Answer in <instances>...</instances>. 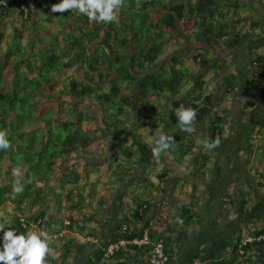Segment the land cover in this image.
Wrapping results in <instances>:
<instances>
[{
    "label": "trees",
    "instance_id": "1",
    "mask_svg": "<svg viewBox=\"0 0 264 264\" xmlns=\"http://www.w3.org/2000/svg\"><path fill=\"white\" fill-rule=\"evenodd\" d=\"M55 1L7 0V5L0 4V24L11 17L13 26L10 28L14 29L6 43L7 50H0V130L7 131L11 142V148L0 151V207L11 203L26 222V226L21 220L2 226V218L0 226L5 230L15 228L19 233L32 231V225L37 224L36 231H47L51 237L47 264H74L76 243L83 240L80 236L96 235L100 240L99 234L109 225L100 214L102 208L94 207L90 212L82 208L90 183L88 169H96V173L100 170L89 165L83 184L84 178L77 169L80 162L68 167L67 160L75 155L95 160L104 154L107 146L112 151L106 161L107 173L113 169L118 173L117 178L123 180L135 166L152 163L156 158L152 153L154 140L161 133L172 135L176 143L159 157L168 152L174 160L182 162L193 154L199 140L196 132L215 109L213 96L205 92L204 70L216 68L217 61L201 51H176L166 62L160 63L161 59L165 58L168 46L186 48L193 39L223 49V45L230 46L240 38L236 29L240 19L232 25L225 22L228 13L224 7L229 6V0H123L115 22L96 23L85 15L71 14V10L52 13ZM45 4L50 7V16L41 15ZM59 20L61 28L57 33L52 24ZM69 24L73 25L70 30L67 29ZM26 36L32 44L28 54L37 51V59L30 55L23 57L27 54H22L21 42ZM5 39L6 34L0 31V44L3 45ZM39 41L43 49L36 47ZM185 55L190 62L199 64V72L193 70L192 64L182 62ZM252 64L255 81L264 94V55L257 56ZM75 66L79 67L78 74L74 72L75 75L58 81L59 73ZM59 82L66 86L58 87ZM234 87L232 78L227 91ZM70 97L95 100L101 108V119L93 111H87L81 102L70 101ZM161 97L167 107L157 115L156 106ZM181 105L196 110L191 133L177 129L175 111ZM143 111L148 117L143 118ZM44 121L45 127L26 131L28 123ZM223 121L224 113L220 112L209 125L208 141L219 140ZM147 125L151 128V144L147 142ZM55 127L58 130L55 131ZM220 144L219 141L217 147ZM211 150L205 149L201 154L203 170L210 162L208 152ZM19 151L24 156L17 160ZM5 161L9 166H5ZM13 170H19L20 175L9 176ZM104 173H100L97 180L100 181ZM53 174H59L60 190L47 183ZM164 174L166 172L159 175L161 179ZM17 179L24 185L22 192L13 191ZM29 179L31 183L27 182ZM92 185L96 182L92 181ZM51 197L57 220L47 223ZM143 204L140 203V207ZM133 216L146 221L144 215L135 213ZM126 219L128 216L124 214L120 230L106 247L120 239L141 237L150 221L147 219L142 228L130 231L123 225ZM66 220L70 223L66 224ZM192 220L191 209L183 207L181 225L187 226ZM261 221L264 222V198H258L244 215L248 225ZM154 229L155 224L149 232L157 239ZM260 233H264L263 228L256 231V235ZM244 240L239 238L222 257L211 255L202 259L198 254H190L184 264H254L250 251L264 241L244 245ZM105 248L90 254L80 264H151L149 258L138 263L128 258L133 251L142 250L138 245L127 244L109 258L105 256ZM166 248L171 261L167 244Z\"/></svg>",
    "mask_w": 264,
    "mask_h": 264
},
{
    "label": "crops",
    "instance_id": "2",
    "mask_svg": "<svg viewBox=\"0 0 264 264\" xmlns=\"http://www.w3.org/2000/svg\"><path fill=\"white\" fill-rule=\"evenodd\" d=\"M224 11L228 13L225 22L231 24L240 19L236 24L240 33L237 42L223 45L224 49L196 39L187 43L189 49L199 44L198 50L192 51H201L218 64L216 68L204 70L207 81L205 92L213 96L215 109L205 117L196 132L199 137L196 151L182 162L165 152L164 156L155 158L149 165L135 166L129 175H124L123 180L117 178L118 173H114L113 169L107 173V162L95 164L100 173L105 172L100 181L97 180L100 173H96V169H88L91 172L87 178L90 183L84 193L86 201L82 208L87 212L94 207L102 208L100 214L104 215H101L103 221H107L109 226L99 234L98 242L76 243L74 264H80L90 254L104 249L120 230L124 214L128 220L123 225L128 226L130 231L142 228L148 220H154L155 236L163 237L171 252L170 264H184L190 254H198L202 259L211 255L222 257L239 238L246 239L256 235L257 230L264 229L263 221L255 225L244 222L246 211L258 198H264V94L255 81L252 64L257 56L264 55V1L229 0V6L224 7ZM182 62L192 64L194 71L201 70L198 63L188 60V55L182 58ZM232 78L235 87L227 91ZM164 109L165 105L160 103L157 115ZM220 112L224 113L219 137L221 144L208 152L211 159L203 170V144L209 140L210 123ZM145 130L151 135L148 125ZM92 161L94 159L86 156L80 161L84 164L81 173L83 184L86 182L87 167L93 165ZM164 172L166 175L162 176V180L159 175ZM92 181L96 185L93 186ZM52 186L60 190L53 183ZM140 203L145 205L140 207ZM48 204L47 223H51L57 220L52 197ZM183 207L191 209L193 214V220L187 226H182L180 222ZM135 213L144 215L146 221L134 218ZM141 249L133 251L128 258L134 263L148 259L149 247ZM250 256L254 264H264V243L256 244Z\"/></svg>",
    "mask_w": 264,
    "mask_h": 264
},
{
    "label": "clouds",
    "instance_id": "3",
    "mask_svg": "<svg viewBox=\"0 0 264 264\" xmlns=\"http://www.w3.org/2000/svg\"><path fill=\"white\" fill-rule=\"evenodd\" d=\"M123 5V0H60L52 6V13H64L71 10V14L85 15L89 21L96 23H111L117 19V11ZM177 118V129L186 133L193 131V122L196 119V110L191 107L181 105L175 111ZM174 143L172 135L161 133L154 140L152 148L153 156L159 158L160 154L168 150ZM219 140L205 141L203 147L206 150L214 149L218 146ZM11 148L6 130H0V151ZM15 175L19 176V170ZM31 183L29 179L27 181ZM23 183L17 179L13 185L14 192L23 191ZM16 213V212H15ZM18 214V213H16ZM19 215V214H18ZM26 226L24 218L17 217ZM8 223V222H7ZM10 224V223H9ZM14 224V223H13ZM0 264H47L46 257L50 255L51 237L47 231H26L17 232L15 228L9 227L5 230L0 226ZM85 240L83 237H81Z\"/></svg>",
    "mask_w": 264,
    "mask_h": 264
},
{
    "label": "rangeland",
    "instance_id": "4",
    "mask_svg": "<svg viewBox=\"0 0 264 264\" xmlns=\"http://www.w3.org/2000/svg\"><path fill=\"white\" fill-rule=\"evenodd\" d=\"M264 1V0H263ZM60 2V0H56L55 1V4L56 3H59ZM51 5V4H50ZM42 10V9H41ZM120 10V9H119ZM119 10L117 11V13L119 12ZM46 13V14H45ZM43 14V16H45V15H47V16H50V7H49V5L48 4H45V7H44V10H42V12H41V15ZM41 15H38V16H41ZM58 17H57V19H59L60 17H59V15H57ZM11 18V17H10ZM10 18H8V19H6V21L4 22V23H1L0 24V31H3V33H5L6 34V39L5 40H3L2 42H3V45H2V43L0 44V50H7V48L8 47H6V43H7V41H8V38H12V34H14V29L13 28H10V26L12 27L13 26V20L12 19H10ZM12 20V21H11ZM61 20V19H60ZM55 21L52 25H53V31L54 32H57V33H59L60 32V28H61V21ZM44 21H45V19H43V20H41V22H43L44 23ZM70 21V20H69ZM71 22V21H70ZM72 26L73 25H71V27H70V24H69V26L67 27V29L68 30H70V29H72ZM28 37H29V35H28ZM28 37L26 36L23 40H22V45L24 46V48H22V51H23V53L22 54H27L26 56H23V57H27L28 55H30L29 57L31 58V56L33 57V59H37L38 58V55H37V51H35V52H32L31 54H28V53H30L29 52V50H30V48H31V45L32 44H30L29 42H31V41H29V39H28ZM195 39H193V42H195L194 41ZM9 41H11V39H9ZM17 41V40H16ZM5 43V44H4ZM16 44H17V42H16ZM20 44V43H19ZM194 46V47H193ZM192 46V49H189V48H187V45H186V48H185V46L184 47H178L177 45H171V46H168L167 48H166V56H165V58H162L161 59V61L162 62H160V63H164V62H166L167 61V58H169V57H171V55H172V53H174V52H176V51H183V52H194V51H192V50H198L197 48H199V44H196V47H195V45H193ZM36 47L37 48H39V49H43V47H44V45H40V41L39 42H37V44H36ZM61 47V46H60ZM180 49V50H178V49ZM176 49V50H175ZM37 50V49H36ZM172 51V52H171ZM75 68V69H74ZM73 69H70V70H66V71H64V72H62V73H59L58 75H57V79H58V81L59 80H66L68 77H71L72 75H75L74 74V72H76L77 74H78V72H77V70H79L78 68V66H75ZM76 74V75H77ZM57 86L58 87H60L61 86V84H60V82L59 83H57ZM66 86V84L65 83H63L62 84V86L61 87H65ZM121 87L122 88H124L125 87V85H121ZM69 100L70 101H73V102H81L82 103V106H84V108L88 111H90V113H92V111L95 113V115L99 118V119H101V108H100V106L98 105V103L95 101V100H87V99H74V98H72V97H70L69 98ZM159 103H161V104H164L165 105V107H167V105H166V102H165V100L163 99V97H161L160 98V100H159ZM159 103H157V106H156V108L158 107V105H159ZM67 107H68V105H66ZM157 114V113H156ZM141 115L143 116V118L144 117H148V115L146 114V111H143L142 113H141ZM67 116V115H66ZM67 118V117H66ZM54 125V124H53ZM45 127L46 126V122L44 121V122H41L40 124H37L36 122H31V123H28L27 125H26V131H31V130H33V129H35V128H37V127ZM55 126V125H54ZM55 129V131L56 130H58V127H55L54 128ZM147 137V142L148 143H150L151 144V136L149 135H147L146 136ZM26 140H28V139H26ZM111 146V145H110ZM109 146V147H110ZM107 150H105V152H104V154L101 156V157H99V158H97V159H95L94 161H92L93 162V165H101V164H103V163H106V161H107V159L110 157V156H112V151H109L108 150V148H107V146L105 147ZM15 150H17V145L15 146ZM23 153H24V151H25V149H23V147H22V150H21ZM17 154L18 155H16L17 157V160H20L24 155H22V153L19 151V152H17ZM83 155H75V157H73L72 159H70V160H67V162L65 163V165L66 166H68V167H73V166H75V165H77L81 160H83ZM4 164H5V166L7 167V166H9V162H7L6 163V161L5 162H3ZM62 165H64V164H62ZM84 164H81L79 167H77V169L82 173V166H83ZM73 169V168H72ZM75 169V168H74ZM16 171H12L10 174H9V176H13L14 175V173H15ZM108 179L110 178L109 176L107 177ZM59 179H60V177H59V174H53V175H51V176H49V178L47 179V183H48V185L49 184H51L52 185V183L55 185V186H57V188H59L60 189V185L58 184V181H59ZM50 201V200H49ZM3 218V220L1 221V225L2 226H5V224L8 222V223H10V224H15L16 223V218H17V216H16V213H15V210H14V207H13V205L11 204V203H9V202H6V203H4L1 207H0V219H2ZM31 229H32V231H36V230H38L39 228H38V225L37 224H33L32 225V227H31ZM2 234L0 233V236H1ZM80 242H84L83 240H80Z\"/></svg>",
    "mask_w": 264,
    "mask_h": 264
},
{
    "label": "built area",
    "instance_id": "5",
    "mask_svg": "<svg viewBox=\"0 0 264 264\" xmlns=\"http://www.w3.org/2000/svg\"><path fill=\"white\" fill-rule=\"evenodd\" d=\"M0 4L7 5V0H0ZM66 224H69L70 221L66 220ZM149 225L144 230V233L141 237L134 238L132 240L120 239L117 242L110 243L105 249V256L107 258L111 257L117 250L125 247L127 244L138 245L139 247H149L150 250V263L151 264H168L170 261V255L166 248V243L163 237H158L157 239H153L150 235V228L155 224L154 220H150ZM79 236V235H78ZM85 239L86 242L96 243L99 241L98 236L96 235H86L80 236ZM264 241V233H260L254 236H248L243 244L246 245L248 243L253 242H263Z\"/></svg>",
    "mask_w": 264,
    "mask_h": 264
}]
</instances>
